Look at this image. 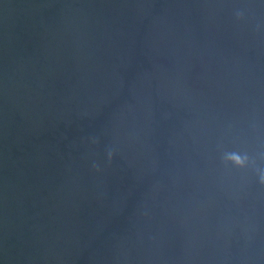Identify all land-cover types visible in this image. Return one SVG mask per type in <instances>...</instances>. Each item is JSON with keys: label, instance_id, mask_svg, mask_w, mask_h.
<instances>
[{"label": "water", "instance_id": "obj_1", "mask_svg": "<svg viewBox=\"0 0 264 264\" xmlns=\"http://www.w3.org/2000/svg\"><path fill=\"white\" fill-rule=\"evenodd\" d=\"M262 176L264 0H0V264H264Z\"/></svg>", "mask_w": 264, "mask_h": 264}, {"label": "clouds", "instance_id": "obj_2", "mask_svg": "<svg viewBox=\"0 0 264 264\" xmlns=\"http://www.w3.org/2000/svg\"><path fill=\"white\" fill-rule=\"evenodd\" d=\"M228 159H230L233 163H235L237 165H240V164L243 163L242 158L238 154H235V153H233L232 155H230L228 157ZM261 182L264 183V176L261 177Z\"/></svg>", "mask_w": 264, "mask_h": 264}]
</instances>
